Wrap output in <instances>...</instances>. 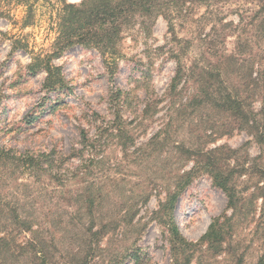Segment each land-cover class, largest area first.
I'll return each mask as SVG.
<instances>
[{
    "label": "rangeland",
    "instance_id": "obj_1",
    "mask_svg": "<svg viewBox=\"0 0 264 264\" xmlns=\"http://www.w3.org/2000/svg\"><path fill=\"white\" fill-rule=\"evenodd\" d=\"M62 7V0L0 6V149L17 157L45 153L52 164L38 170L8 163L0 170V225L7 221L8 209L36 216L43 238L56 240L58 263L88 258L89 264H174L176 258L184 261L189 249L175 255L170 217L192 243L200 242L220 217L230 219L224 250L216 253L203 243L190 264H236L241 256L243 264H257L264 255V178L251 168L259 165L260 146L246 131L228 134L222 126L225 115L216 116L218 110L180 115L197 91L194 81L185 78L176 92L170 91L177 58L200 72L233 54L238 67L251 58L257 71L264 52L263 31L255 19L257 0H189L183 14L173 18V31L162 16L149 29L137 25L126 30L116 65L96 50L70 48L53 63L61 67L66 86L49 92L43 87L46 73L31 75L27 66L34 55L52 47ZM258 95L256 111L262 107ZM207 115L214 117L206 120ZM102 121L114 129L95 148H84L81 131L87 130L94 141ZM210 125L221 137H205ZM160 132L157 145L153 138ZM199 140L205 150L223 145L241 150L230 161L234 165L249 158V175L237 179L241 203L229 208L226 194L209 175L200 174L186 186L172 214L166 207L168 193L182 170L193 167V162L184 164L176 146L183 142L194 148ZM92 195L94 211L89 214L94 216L87 215L89 205L84 204ZM93 224L96 231L105 226L107 233L89 243L85 234ZM29 238L25 233L19 241ZM92 247L96 251L87 256Z\"/></svg>",
    "mask_w": 264,
    "mask_h": 264
},
{
    "label": "trees",
    "instance_id": "obj_2",
    "mask_svg": "<svg viewBox=\"0 0 264 264\" xmlns=\"http://www.w3.org/2000/svg\"><path fill=\"white\" fill-rule=\"evenodd\" d=\"M13 1L26 6L30 3V0H0V6L3 2L11 3ZM188 2L189 0H82L79 3H68L67 0H62L63 7L58 18V36L49 51L38 53L32 57L27 71L31 75L40 71L45 72L44 89L49 92H61L66 86L64 76L61 67L53 63L68 49L76 46L93 49L106 62L116 65V59L120 55L119 45L126 30L135 28L137 25L143 30L149 29L150 25L152 26L162 16L167 20L169 30L173 31V18L183 14ZM257 2L260 10L255 19L260 21L258 29H261L264 35V0H257ZM28 10L25 26L30 23L31 19L32 9L29 7ZM18 44H21V41ZM236 59H238L237 56L233 54L225 56L214 67L208 70L202 69L199 72L197 65L188 68L181 59L177 58V72L172 80L170 91L171 93L176 92L180 81L185 78L188 81H194V84L197 83V91L184 105L180 115H184L190 110L196 112L204 109L215 112L218 110L216 116L219 117L225 115L226 122L222 126L228 130V134H232L233 130L246 131L260 146V156L255 159H258L259 165H255L251 169L257 170L259 175L264 178V167H260V163H264V52L258 56L257 71H255V64L251 58L248 59L249 62H246V65L239 67ZM236 78H239V83L235 82ZM257 95L260 96L262 104L258 111L254 108ZM120 97L121 93L118 99ZM143 113L147 115L149 112L144 109ZM206 117V120H209L214 116L207 115ZM214 121L216 120L206 123H215ZM113 129L111 122L107 124L102 121L98 127L97 137L99 138L94 141L91 140L87 130L83 129L80 133L82 145L84 148L88 146L95 148L97 141H101L105 134ZM209 130L211 131L209 134L205 133L206 138L214 140L221 137L213 126L205 131ZM120 132H124V130L120 128ZM161 133L153 138V143L156 141V144L159 145L158 139L161 137ZM111 135L112 131L109 133V136ZM168 140L167 135L162 138L164 144ZM199 144L196 143L194 148L183 142L176 146L178 152L185 158L184 164L193 162V167L189 171L182 170L173 189L168 193L166 207L172 214L175 212L176 203L186 186L200 174L209 175L214 185L226 194L229 208L236 209L237 205L241 203L240 193L242 191H239L237 179L249 175L250 169L246 167L249 158L234 165L230 161L235 160V154L241 150H235L225 145L205 150V143L199 140ZM50 156L44 153L38 156L28 154L17 157L12 151L0 149V170L6 168L8 163L21 164L38 170H43L45 165L51 168ZM94 198L95 195H92L84 202L85 205H89L85 209L87 215L94 216L89 214L94 211ZM2 213L3 211H0V214ZM7 213L9 214L7 221L0 225V232L3 234L0 236V264H19L25 259L28 264H71L69 262L58 263L55 260V253L58 251L56 240L48 243L43 238L42 225L37 222L36 216L28 214L23 217L18 209H8ZM229 222L230 219L222 221L220 217L215 218L200 242L192 243L184 238L175 218L171 216L169 233L175 255L178 256L180 251L186 252L189 249V255L184 261L176 258L174 264H190L194 250L200 248L203 243L207 244L211 251L221 253L229 235L226 226ZM35 226L38 228L35 229ZM105 229L106 227L103 226L101 230L96 231L94 224L88 227L85 236L90 240L89 243L102 233H107ZM25 233L30 234V238L24 242L19 241ZM95 251L96 249L92 247L87 256ZM233 255L234 252H231L230 256ZM242 258V256L239 257L236 264H243ZM89 262L88 258H84L79 263L89 264ZM257 264H264V255L259 258Z\"/></svg>",
    "mask_w": 264,
    "mask_h": 264
},
{
    "label": "bare ground",
    "instance_id": "obj_3",
    "mask_svg": "<svg viewBox=\"0 0 264 264\" xmlns=\"http://www.w3.org/2000/svg\"><path fill=\"white\" fill-rule=\"evenodd\" d=\"M176 222H178V221H176ZM176 224H178V223H176Z\"/></svg>",
    "mask_w": 264,
    "mask_h": 264
}]
</instances>
